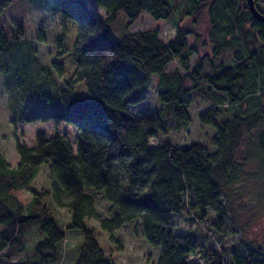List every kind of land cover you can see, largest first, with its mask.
<instances>
[{"label": "trees", "instance_id": "1", "mask_svg": "<svg viewBox=\"0 0 264 264\" xmlns=\"http://www.w3.org/2000/svg\"><path fill=\"white\" fill-rule=\"evenodd\" d=\"M97 1L107 11L106 21L88 0L53 1L54 14L77 23L72 59L76 78L90 94H77L70 81L52 91L58 109H41L34 100L23 109L15 105L21 122L52 121L55 129L68 122L78 133L75 148L66 134L44 130L36 132L35 146L17 141L16 166L0 153V264H58L73 230L81 241L72 264H116L89 219L111 238L124 224L139 221L147 242L159 247L155 264H195L190 257L199 255L204 264H227V248L200 247L195 233H177L173 214L196 212L204 220L212 209L214 229L222 232L228 224L230 186L249 175L237 171L250 168L252 146L264 138V22L253 17L247 0ZM254 1L261 9L258 3L264 0ZM4 5L0 0V12ZM120 11L127 17L126 29L115 36L110 24ZM143 11L165 20L179 12L174 36L162 39L158 27L127 31ZM203 22L208 40L200 46L197 26ZM17 25L13 41L0 47L1 68L24 36L23 25ZM193 54L198 59L191 67ZM175 59L185 73L167 70ZM152 74L158 75L160 108L136 114L129 106L147 98ZM194 97L211 103L197 118L215 130V149L200 142L151 145L158 132L179 131L190 123ZM43 164L51 186L32 190L27 201L21 193ZM97 194L111 204L110 217L100 215ZM56 206L69 210L68 221L59 220ZM35 227L40 236L28 248V232ZM256 247L245 254L230 252L228 264H264L263 249Z\"/></svg>", "mask_w": 264, "mask_h": 264}, {"label": "rangeland", "instance_id": "2", "mask_svg": "<svg viewBox=\"0 0 264 264\" xmlns=\"http://www.w3.org/2000/svg\"><path fill=\"white\" fill-rule=\"evenodd\" d=\"M53 1L3 0L5 5L0 12V47L5 48L13 41V34L18 31L17 24L23 25L24 29L23 38L12 48L14 55L11 60H8L3 68L0 64V153L11 166H16L20 159L16 142L35 146V134L38 130H44L48 135L56 132L66 134L72 140L74 148L78 133V129L68 122H62L57 129L52 121L21 122L15 116V105L23 109L22 107L30 100H34L41 109H58V100L52 91L66 87L70 81L77 94L81 96L90 94L83 81L76 78L77 64L72 59V51L79 38L77 23L72 17L64 18L61 14H54L51 10ZM88 1L106 21L108 19L106 9L97 0ZM258 5L264 10V1H260ZM179 17L177 12L168 20L155 19L143 11L140 17L127 27V31L136 32L158 27L161 38L167 41L176 32ZM126 22V15L120 11L113 24H110V32L115 36L121 35L126 29ZM197 27L200 33L198 43L201 46V43H207L208 27L205 22ZM187 39L192 46L195 35L189 34ZM200 49L204 51L208 47L202 46ZM197 59V54L191 56V67L195 66ZM55 63H59L62 68L57 67ZM166 68L168 71L178 69L185 73L178 59L170 62ZM158 91V75L152 74L149 78L147 98L131 104L129 109L139 114L160 108ZM210 104L209 101L194 97L190 106L192 119L190 123L179 131L158 132L156 136L150 137V144L158 145L172 141L178 145H189L192 142H200L214 150L211 136L215 130L211 126L201 124L197 118L198 113ZM255 142V146H252L251 165L246 167L250 168L237 171L239 174L244 175L245 172L249 175H245V179L240 183L230 186L232 190L229 199L232 208L228 212V224L222 232L213 227L215 213L212 209H209L207 218L200 219V222L194 219L195 216L198 218L196 212L173 214L177 233H195L200 247H211L219 252H223L224 247L227 248L228 252L226 254L223 252L227 264L232 261L230 252L238 251L245 254L251 248L257 251L256 245L262 247L260 253L264 255V138ZM50 186L48 166L43 164L30 186L24 189L21 195L28 201L32 197V190L45 191ZM222 199L225 201L224 197ZM96 206L102 217L111 216L109 210L111 204L99 194L96 197ZM55 209L59 220L63 223L68 221L70 212L66 207L56 206ZM88 222L95 228L101 246L116 264H155L159 247L147 242L139 221L124 224L115 231L113 238L101 228L97 220L89 219ZM39 236L36 227L28 232V248H32V244ZM67 236L63 244L65 255L58 264H72L81 241L78 231H69ZM22 256L23 253L14 259ZM191 261L195 264H204L200 255L193 256Z\"/></svg>", "mask_w": 264, "mask_h": 264}, {"label": "water", "instance_id": "3", "mask_svg": "<svg viewBox=\"0 0 264 264\" xmlns=\"http://www.w3.org/2000/svg\"><path fill=\"white\" fill-rule=\"evenodd\" d=\"M247 5L253 15V17L257 20L264 22V12L261 11L255 4L254 0H247Z\"/></svg>", "mask_w": 264, "mask_h": 264}, {"label": "built area", "instance_id": "4", "mask_svg": "<svg viewBox=\"0 0 264 264\" xmlns=\"http://www.w3.org/2000/svg\"><path fill=\"white\" fill-rule=\"evenodd\" d=\"M194 219H195L196 222H200V221H201V220L198 219L196 216L194 217Z\"/></svg>", "mask_w": 264, "mask_h": 264}, {"label": "crops", "instance_id": "5", "mask_svg": "<svg viewBox=\"0 0 264 264\" xmlns=\"http://www.w3.org/2000/svg\"><path fill=\"white\" fill-rule=\"evenodd\" d=\"M175 229H176V227H175ZM191 258H193L192 256L190 257V260H191ZM157 259V258H156ZM156 259H155V262H156ZM194 263V262H193Z\"/></svg>", "mask_w": 264, "mask_h": 264}, {"label": "bare ground", "instance_id": "6", "mask_svg": "<svg viewBox=\"0 0 264 264\" xmlns=\"http://www.w3.org/2000/svg\"><path fill=\"white\" fill-rule=\"evenodd\" d=\"M256 4V3H255ZM257 6V5H256ZM261 10V9H260ZM118 15V14H117Z\"/></svg>", "mask_w": 264, "mask_h": 264}]
</instances>
